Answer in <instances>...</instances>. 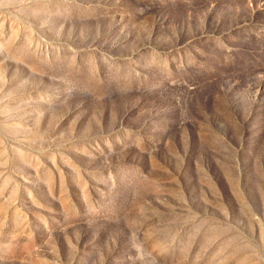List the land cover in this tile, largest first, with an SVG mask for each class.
Instances as JSON below:
<instances>
[{"label": "rangeland", "instance_id": "obj_1", "mask_svg": "<svg viewBox=\"0 0 264 264\" xmlns=\"http://www.w3.org/2000/svg\"><path fill=\"white\" fill-rule=\"evenodd\" d=\"M0 264H264V0H0Z\"/></svg>", "mask_w": 264, "mask_h": 264}]
</instances>
